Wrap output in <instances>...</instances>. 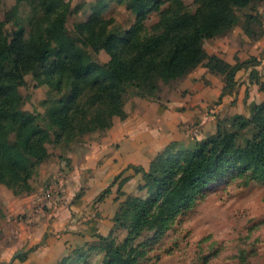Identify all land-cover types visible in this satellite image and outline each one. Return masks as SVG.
<instances>
[{"label":"trees","instance_id":"obj_1","mask_svg":"<svg viewBox=\"0 0 264 264\" xmlns=\"http://www.w3.org/2000/svg\"><path fill=\"white\" fill-rule=\"evenodd\" d=\"M262 1L196 0L195 10L189 12L182 0H168L165 9V0H127L126 8L135 17L129 28L118 31L113 26V32L94 34L92 28L102 23L100 19L78 25L88 26L85 40L93 51L102 49L108 54L109 60L103 64L93 62L68 36L64 27L68 5L63 0L43 1L41 8L46 13L55 10V18L34 47L24 40L22 26L14 24L5 32L6 20L1 21L0 184L27 191L37 165L49 157L46 144L107 129L115 117L125 119L128 87L155 92L159 82L180 79L207 59L212 63L210 71L223 77L222 93L233 88L236 73L248 61L231 65L217 55H208L202 41L224 35L238 22L237 11ZM151 12L157 21L146 27ZM258 24L256 16L245 15L244 32L255 36ZM26 65L43 67L40 82L53 89L46 126L39 113L22 108L19 87L25 85ZM250 79L264 88L254 72ZM249 129L252 133L245 136ZM133 168L135 174H141L137 190L144 191L146 198L128 194L115 213L114 222L128 232L120 244L107 241L104 257L108 264H131V258L124 255L125 247L142 229H162L176 210L231 170L242 173L251 168L252 179H264V102L255 105L249 117L232 116L229 129L217 121L214 134L190 147L172 141L146 169ZM68 259L69 255L58 264H71Z\"/></svg>","mask_w":264,"mask_h":264},{"label":"rangeland","instance_id":"obj_2","mask_svg":"<svg viewBox=\"0 0 264 264\" xmlns=\"http://www.w3.org/2000/svg\"><path fill=\"white\" fill-rule=\"evenodd\" d=\"M43 1L0 0V22L6 20L3 30L9 32L14 24L22 26L24 40L34 47L55 18V10L46 13L41 8ZM63 1L68 5L64 22L68 36L86 50L93 62L106 63L108 54L102 49L93 51L85 40L88 26L79 28L78 25L100 19L102 23L92 28L94 34L113 32V26L118 31L129 28L135 17L126 8L127 0ZM165 1L162 9L169 3ZM182 2L185 11L195 10L196 0ZM251 7L237 11L240 22ZM148 17L146 27L157 21L154 12ZM226 35L227 32L218 39L223 40ZM234 37L240 47H244L243 36L234 34ZM214 41H202L208 55H212ZM257 59L261 63L264 51L249 61L253 63ZM210 65L212 63L206 59L198 66L209 69ZM188 74L159 82L158 89L152 93L128 87L124 97L125 119L132 116L141 99L165 108L170 100L186 99L187 90L180 96L177 90ZM44 75L40 65H26L25 85L19 87V92L24 99L23 110L39 113L44 119L42 125L46 126V111L53 98V89L40 82ZM251 89L241 88L238 92L237 87H233L226 94L231 95L234 90L233 96L223 98L225 94L222 93L218 99L201 104L200 117L192 118L184 130L190 143L183 145L190 147L196 140L211 135L212 130L214 134L217 121L229 129L232 116L249 117L254 104L264 100V93L260 98L255 85ZM189 109L187 104H182L177 112L185 113ZM125 119L115 117L107 129L80 134L59 144H46L49 157L37 165L27 191H15L0 184V264H27L23 257L27 251L34 250V246H30L35 231L33 226L54 221L60 225L58 230L55 234L47 230L45 235L70 236L66 241L69 243L67 262L108 264L104 257L107 241L120 244L128 232L114 222L115 213L128 194L146 198L144 191L137 190L141 174L136 175L140 177L137 181L133 178L135 175L129 174L135 173L133 166L139 165L121 167L119 159L115 158ZM251 133L249 129L245 136ZM241 172L233 169L201 189L191 202L176 210L162 229H142L125 247L124 255L131 258V264H264V179H252L251 168Z\"/></svg>","mask_w":264,"mask_h":264},{"label":"crops","instance_id":"obj_3","mask_svg":"<svg viewBox=\"0 0 264 264\" xmlns=\"http://www.w3.org/2000/svg\"><path fill=\"white\" fill-rule=\"evenodd\" d=\"M263 2L253 4L254 7H251L252 5L247 7H251V9L247 13H244L241 22L239 19L230 28L227 35L225 37L223 36V40H219L218 37L211 39L215 40L214 49L211 52L212 55L219 56L231 65L237 61H248L236 73L234 89L237 87L238 92L241 91V88L244 91H250L255 85L260 98L263 97L264 88L260 89L259 85L252 83L250 74L254 72L258 76L259 83L264 84V59L261 60V63H258V59L252 63L249 61V58H256L264 51V9H262L264 5L261 4ZM248 14L256 16L259 21L256 28V35L253 37H249L244 32L245 15ZM239 25L241 26L240 29L238 27ZM234 34L243 36L241 38L245 41L244 47H240L238 41L234 40ZM180 85L177 90V95L180 96L182 91L187 90L189 94L186 99L180 100L179 98V100H170L169 103H166L168 105L166 108L154 102L139 100L136 111L127 120L125 119L126 121L122 125L119 151L118 155L117 153L115 154L118 156H115V158L119 159V166L122 165L121 167H123L124 165L129 166L133 164L145 168L168 143L176 141L185 145L189 144L190 141L185 138V128L188 127L192 118L200 117L199 106L201 104L206 100L212 101L220 97L224 81L222 76L215 75L206 67L198 66L189 72ZM231 89L233 88L225 90L223 93L225 95L222 97L233 96L235 94L234 90L230 93L231 95H226ZM240 94H237V97ZM261 102H264V100L256 102L254 106ZM182 104H187L190 108L189 111L185 113L177 112ZM212 133L213 130L210 134ZM129 174L135 175L133 178L136 181L140 178L136 176L139 174ZM59 226L57 221H54V223H42L40 225L37 223V225L33 226L35 231L33 237H31L32 241L30 242V246H34V250L27 251L24 262L27 264H58L62 258L67 256L69 243H66V241L70 237L68 234L45 235L47 230H51L53 232L52 234H55ZM42 240L43 243L40 244Z\"/></svg>","mask_w":264,"mask_h":264}]
</instances>
